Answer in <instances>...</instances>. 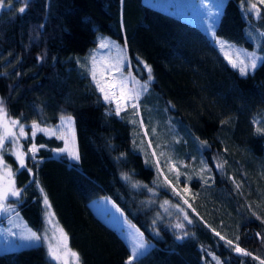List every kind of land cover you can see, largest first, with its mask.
I'll return each mask as SVG.
<instances>
[{
	"label": "trees",
	"instance_id": "1",
	"mask_svg": "<svg viewBox=\"0 0 264 264\" xmlns=\"http://www.w3.org/2000/svg\"><path fill=\"white\" fill-rule=\"evenodd\" d=\"M245 2L226 0L216 34L251 47L246 35L264 33V6L257 2L260 16L254 18ZM99 33L121 42L144 74L142 65L152 68L151 107L162 125L174 130L163 150L179 168L178 181L164 158L162 174L157 172L141 126L131 122L132 110L109 114L113 107L102 100L84 67L88 62L78 64V57L87 60ZM0 99L8 116L25 125L57 123L61 115L74 118L79 161L56 156L53 151L63 141L45 133L22 142L25 151L32 143L43 145L27 159L32 173L19 168L10 151L3 155L16 187L23 189L18 202L10 201L16 211L41 230L47 195L81 264H127L131 252L120 233L92 210L91 200L100 196L112 198L153 242L133 264L264 260V131H257L264 129V49L256 69L241 75L199 27L144 0H5ZM202 159L211 169L203 179ZM165 176L181 195L164 183ZM164 201L170 202L165 207L171 216L161 207ZM176 223L185 227L177 229ZM237 244L251 255L237 253ZM0 264L54 262L44 245H34L1 252Z\"/></svg>",
	"mask_w": 264,
	"mask_h": 264
},
{
	"label": "snow or ice",
	"instance_id": "2",
	"mask_svg": "<svg viewBox=\"0 0 264 264\" xmlns=\"http://www.w3.org/2000/svg\"><path fill=\"white\" fill-rule=\"evenodd\" d=\"M247 2V0H246ZM260 5H264V0H258ZM5 6V0H0V9ZM218 8L222 5H217ZM25 11L24 7L19 8V12L23 13ZM247 11L255 12L256 16H260V10L257 6V3H250ZM216 19L219 18V12L214 14ZM215 23V19L213 20ZM214 34V33H213ZM264 35V34H262ZM217 43L220 46V49L224 52L225 58L231 64L233 68L239 70L241 75H248L249 71H254L257 67V63L262 58L259 57L255 52H248L247 50L237 49L234 45L229 44L224 40H217ZM109 43H101L100 48H109ZM118 52L120 55L113 57L97 56L91 55L89 59V64L84 65L88 69V72L91 75L92 82L95 84L96 89L101 94L102 100L109 104L114 105L110 110L109 114H115L120 116L123 111L127 109L133 110L134 116H139L140 108V98L148 90L149 82L152 80V68L144 64V67L148 72V80L141 83L137 80L136 77L128 72L127 74L124 71L125 61L127 57L123 55L124 50L120 49L117 46ZM61 124L59 127H42L40 122L33 121L30 125V131H26V126L20 122L19 119H11L8 116L7 109L4 106V101L0 99V214H8L16 212V209L11 203H9L10 198H14L15 202L19 201V198L22 195L23 189L17 188L14 172L9 165H7L3 159V152L6 150V143L11 144L12 154L15 156L16 161L18 162L19 168L26 169L29 173H32V168L28 167L27 159L29 155L34 159L40 147L43 145L37 146L35 143H32L30 147L25 151L24 146L20 143L21 138H35L38 133H45L50 136H56L58 139L64 142V147L58 149L60 153L67 154L74 161L80 160V153L78 144L75 137V128H74V119L69 115L60 116ZM133 124H139L143 129L144 121L132 120ZM257 131H264V129L257 128ZM153 134L155 130L153 129ZM144 135L147 136V130H144ZM152 141H148L149 147H151ZM203 146H207V142H201ZM151 156L153 157V163L157 166V172L162 174V170L159 168L160 157H165L166 154L161 151L159 156L155 149L152 150ZM165 164L168 166L170 172H175L177 181L181 173L176 163L172 161L171 156H166ZM202 167L200 169V175L203 179V173L205 171L210 172L211 169L208 168L206 162L201 160ZM186 166V165H185ZM216 167L218 169H223V163H217ZM129 179L128 176L124 177ZM190 180L191 177H188ZM205 183H208V180H204ZM164 183L172 187L173 193L175 195H181L179 191L176 190L175 186L172 185L171 181L167 179V176L164 177ZM239 188V184L236 185ZM134 187H139V185H134ZM43 191V189H41ZM185 192L188 191L187 188L184 189ZM43 203L48 210L45 215L47 217V222L53 227V238H48L47 236L42 237L36 232L27 230V235L23 238L30 241H41L42 239H48V255L50 258L58 264H80L79 253L73 251L68 245V236L67 233L63 230L62 227L58 226V222L54 223L53 218L55 213L51 211V204L48 200L47 195L44 196ZM185 204H188V200H184ZM169 201H164L161 207L169 205ZM178 210L184 214V219L188 220V223H191V220L188 218L187 213L183 208H179L178 205H174ZM189 207L191 205L189 204ZM165 207V211H167ZM194 211V209H193ZM18 215V213H17ZM259 219V217H258ZM156 221H153L155 225ZM177 229H183L185 225L183 223H176L174 225ZM134 229L133 232L129 234V239L131 241V252L127 261V264H133L139 256L144 255L145 251L149 247L147 241L144 239V233L140 232L139 229ZM213 231H215L213 229ZM216 236L220 237L221 240H224L225 237L221 236L219 232L215 233ZM184 235H187L185 233ZM259 235V234H257ZM53 239L55 243H53ZM178 239H184V236H179ZM226 243L229 246H233L232 240H227ZM234 250L237 253L250 256L251 253L246 252L244 249L240 248L239 245H235ZM258 259V258H257ZM219 264V262H218ZM260 264H264V260L260 261Z\"/></svg>",
	"mask_w": 264,
	"mask_h": 264
},
{
	"label": "rangeland",
	"instance_id": "3",
	"mask_svg": "<svg viewBox=\"0 0 264 264\" xmlns=\"http://www.w3.org/2000/svg\"><path fill=\"white\" fill-rule=\"evenodd\" d=\"M144 2L152 7L163 10L167 13H170L174 16H177L188 22H191L197 27H199L208 36V38L217 48L219 53L223 56V58L226 60V62L230 66L231 64L225 58L224 52L220 49V46L217 43V40L227 41L229 44L234 45L235 48L237 49L247 50L248 52H255L259 57L262 58V50L264 49V35H262L264 34L263 32L259 30H251L247 32L246 37L252 43L251 47H246V46L234 43L216 34V26H217V22L219 18L216 19L214 17V14L219 12V17H220L222 8L226 0H144ZM257 2L258 0H247V2H245V5H244L246 11L248 10L250 3H257ZM217 5H222V7L218 8ZM258 8L260 10L259 6ZM247 13L252 15L254 18L257 17L255 12L247 11ZM214 19H215V23H213ZM102 42L109 43L110 47L100 48V44ZM117 46L120 49L124 50L123 55L127 57L125 61V66H124L125 73L127 74L128 72H131L136 77L137 80L141 81V83L147 81L148 76L146 75H149V74L147 72V69L144 67V65L142 66L146 74H144V72L141 71L139 65H137L135 61L129 56L125 46L121 42H119L115 38L108 36L104 33L98 34L97 45L92 48L89 56H87V60H85L86 59L85 57H81V58L78 57L76 60L77 62H79L78 64L81 65L83 64V61H87L89 64L88 58L94 54L97 56H105V57L110 56V57L115 58L117 55L121 54L120 52H118ZM260 61L261 60L258 61L257 65L259 64ZM234 69L239 72L238 69L236 68ZM249 72H252V71H249ZM151 76H152V80L149 82L148 90L141 96L140 101H139V104H140L139 113L140 114L139 116L133 115V117L131 118V121L134 119L135 120L143 119L144 126L142 129V132L144 134V130H147L148 135L145 136L147 143L149 140L152 141L150 148L151 150L155 149L157 152V155L159 156V153L161 151L164 152L163 145L165 143V140L167 138L174 139V130L171 126H163L162 123L160 122V119L158 120L156 114L152 110L151 103H152L153 97L151 94L150 84L152 83L154 79L153 73H151ZM111 106L114 107V105H111ZM127 110L130 111L132 109L129 108ZM132 113H133V110H132ZM9 118L15 119L12 117H9ZM60 124H61V121L59 120L57 123L44 124L45 126L41 124V126L42 127H59ZM30 125L31 124L25 125L26 131H30ZM160 125H161V128H160ZM74 128H75V123H74ZM153 129L155 130V134H153ZM75 137L77 141L76 130H75ZM25 140H27V138H21L20 143L23 145L22 142L25 143ZM5 147H6V150L12 153V146L10 142L6 143ZM62 147H64V142H63ZM60 148H55L53 151L54 154L56 156H60V155L67 156V154L60 153L58 151V149ZM165 154L166 156H171L170 154L168 155L167 152ZM166 156L160 157V158L166 159ZM68 158L74 162V160H72L70 157ZM3 159H4V155H3ZM5 163L7 164L6 161ZM11 199H14V198H10L9 203H11L10 202ZM90 206L92 210L106 224L115 228L120 233V235L124 238V240L128 244L130 251H131V241L129 239V234L134 231L132 226L134 225L135 229H139V231L142 233L143 231L127 218L125 212L121 209V207L115 201H113V199L110 198L109 196H100V197L92 199L90 202ZM174 210L177 211L179 216L184 219V214L181 213L177 207H174ZM47 211L48 210L45 207L43 222H42L41 230L39 231H36L33 228H31L18 211L14 213L0 214V217L3 215L5 216V218L2 221H0V253L5 252V251L19 250V249L34 246V245H44L46 248L47 255H48V247H47L48 239H42L41 241H30V240H26L23 238L25 235H27L28 229H31V231L36 232L38 235H41L42 237L47 236L48 238H53V227L52 225L48 224L47 217L45 215ZM164 212L167 216H171L172 214V212L169 209L167 211L164 210ZM53 222L57 223L55 216L53 218ZM58 226L61 227L59 224ZM144 239L147 241V244L149 247L153 244V242H150L146 239L145 235H144ZM53 243H55L54 239H53ZM149 247L147 248V250L149 249ZM48 258L51 259L49 255H48ZM52 261L54 262V264H58V262L54 260Z\"/></svg>",
	"mask_w": 264,
	"mask_h": 264
}]
</instances>
